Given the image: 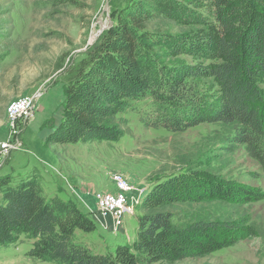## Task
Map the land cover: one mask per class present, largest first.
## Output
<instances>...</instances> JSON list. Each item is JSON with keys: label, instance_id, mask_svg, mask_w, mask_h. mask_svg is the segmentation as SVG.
Listing matches in <instances>:
<instances>
[{"label": "rangeland", "instance_id": "rangeland-1", "mask_svg": "<svg viewBox=\"0 0 264 264\" xmlns=\"http://www.w3.org/2000/svg\"><path fill=\"white\" fill-rule=\"evenodd\" d=\"M137 1L0 0V120L7 121V108L13 100L39 95L31 117L18 122L23 147L7 156L1 152L9 157L3 177H12L13 185L30 176L37 177L46 199L59 198L75 204L93 221L94 230H77L73 241L86 245L95 254L115 253L120 246L132 245L139 218L150 213L143 207L146 198L159 182L184 169L264 190V174L245 150H225L229 133L226 129L211 123L180 132L154 127L153 121L161 112L150 97L117 116L123 132L117 141L58 144L49 140L63 120L66 91L74 80L78 62L108 30L118 25L123 11ZM144 3L149 17L146 32L161 39L153 50L159 57L157 65L181 70L217 62L204 54L177 52L168 44L209 32L215 23L207 1ZM187 80L217 105L220 88L213 78L192 76ZM261 86L264 88V80ZM45 100L47 111L40 106ZM40 115H44L43 119ZM38 121L35 128L32 124ZM9 132L8 127L4 142L9 139ZM118 174L132 188L129 199L133 209L119 227L110 215L102 213L96 197L97 193L117 192L114 177ZM3 199L0 192V204ZM160 211L171 214L178 226L196 220L237 222L241 226L235 234L236 242L229 247L204 257L158 264H264V199L248 204L239 200L186 201ZM244 219L246 228H253L254 236L245 232ZM35 242L23 234L15 244L0 245V264H52L30 256Z\"/></svg>", "mask_w": 264, "mask_h": 264}, {"label": "trees", "instance_id": "trees-1", "mask_svg": "<svg viewBox=\"0 0 264 264\" xmlns=\"http://www.w3.org/2000/svg\"><path fill=\"white\" fill-rule=\"evenodd\" d=\"M205 1L215 23L209 32L167 43L177 52L204 54L217 62L181 70L157 65L159 57L153 50L161 39L146 32L149 17L144 0H139L78 62L66 91L63 120L49 140L58 144L117 141L123 135L117 116L150 97L161 112L154 127L180 132L201 123L220 126L229 132L225 150L244 149L264 174V0ZM192 76L215 80L220 88L216 106L188 83ZM0 192L4 195L0 245L15 244L25 234L36 240L30 256L52 264H158L204 257L233 245L241 224L196 220L178 226L171 214L160 209L204 199L244 204L264 199L261 188L184 169L159 182L146 198L143 207L150 213L139 218L133 244L103 255L74 243L77 230H94L93 221L70 201L46 199L37 177L16 185L12 177H0ZM242 224L254 236L253 228H246L247 219Z\"/></svg>", "mask_w": 264, "mask_h": 264}, {"label": "built area", "instance_id": "built-area-1", "mask_svg": "<svg viewBox=\"0 0 264 264\" xmlns=\"http://www.w3.org/2000/svg\"><path fill=\"white\" fill-rule=\"evenodd\" d=\"M39 95L23 96L13 100L7 108V121L9 127V139L0 144L1 152L7 156L12 151L20 150L23 143L19 138L18 122L31 117L35 108V102ZM114 182L117 186L116 193H97L99 207L104 215H110L117 227L122 226L124 218L132 212L129 192L132 190L127 179L121 174L115 175ZM142 202V200H141Z\"/></svg>", "mask_w": 264, "mask_h": 264}, {"label": "crops", "instance_id": "crops-1", "mask_svg": "<svg viewBox=\"0 0 264 264\" xmlns=\"http://www.w3.org/2000/svg\"><path fill=\"white\" fill-rule=\"evenodd\" d=\"M49 99V98H48ZM47 99V100H48ZM47 100L44 102H41L40 106L45 107L44 111H47L46 105ZM44 115H40V117L43 119ZM40 122L33 123L32 125L37 128L39 126ZM8 136V122L0 120V143L4 142ZM9 158V157H8ZM8 158L4 157L3 154L0 151V177H3L5 174V171L7 169L6 164L8 162Z\"/></svg>", "mask_w": 264, "mask_h": 264}]
</instances>
